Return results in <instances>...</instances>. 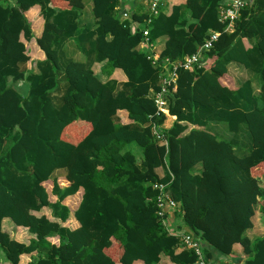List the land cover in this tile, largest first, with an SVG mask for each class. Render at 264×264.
Returning a JSON list of instances; mask_svg holds the SVG:
<instances>
[{"label": "trees", "instance_id": "trees-1", "mask_svg": "<svg viewBox=\"0 0 264 264\" xmlns=\"http://www.w3.org/2000/svg\"><path fill=\"white\" fill-rule=\"evenodd\" d=\"M148 2H132L122 19V0H91L87 20L84 0H0L1 264H195L178 232L198 238L211 262L238 243L241 264H264V234L246 235L255 206L264 218V0H246L230 32L223 0H185L169 13L161 5L156 15ZM34 10L39 24L27 16ZM147 28L152 45L166 38L156 60L140 47ZM211 32L201 67L177 69L165 128L153 96L168 62L196 53ZM33 44L43 58L29 67ZM230 62L254 79H225ZM156 182L180 206L170 228ZM22 229L27 242L12 235Z\"/></svg>", "mask_w": 264, "mask_h": 264}, {"label": "built area", "instance_id": "built-area-1", "mask_svg": "<svg viewBox=\"0 0 264 264\" xmlns=\"http://www.w3.org/2000/svg\"><path fill=\"white\" fill-rule=\"evenodd\" d=\"M148 3L151 15H156L159 12L160 6L162 5L161 0H149ZM245 5L246 0H231L230 2L222 4L219 7L220 20L222 22H227L225 31L230 32L233 30L234 20L239 16L240 9ZM122 17H128L127 13L124 12L122 14ZM149 21L150 20H148V22ZM218 35L219 34L217 32H211L208 38H206L203 44L198 48V51L196 53L192 54L191 56L185 57L181 61L168 62L170 68L168 69L165 76L161 79L162 84L160 90L153 96V101L156 106L155 116H169L168 101L166 96H168L170 88H173L176 84L177 69L183 68L191 71L193 70L194 66L201 67L199 61L201 59L202 51L211 48L213 42L217 40ZM143 36L144 39L142 40L140 47L143 49L146 48L147 52H149L151 55V53H153V45L148 40V28L143 30ZM157 58L158 55H155V53H153V59L156 60ZM153 133L159 144H167L164 135L161 133L159 127L155 124H153ZM153 186L158 190V194L156 196L158 216L162 219V224L166 228H170L174 219V215L180 210L179 203L171 197L167 189V184L156 182ZM177 236L179 237L181 245L184 248H190L194 251L195 255L197 256L195 264H214L206 258L203 251V246L198 238L184 232H178Z\"/></svg>", "mask_w": 264, "mask_h": 264}, {"label": "crops", "instance_id": "crops-1", "mask_svg": "<svg viewBox=\"0 0 264 264\" xmlns=\"http://www.w3.org/2000/svg\"><path fill=\"white\" fill-rule=\"evenodd\" d=\"M122 1L124 2V5L122 7V12L123 11L129 12V9L131 8L132 2H135V3L140 2V0H122ZM230 1L231 0H223V4L228 3ZM143 2L147 3V0H144ZM161 2L163 3L162 6H164L167 13H169L171 10V6L173 4H182L185 2V0H161ZM90 9H91V5H90ZM36 11L37 10H34V12H29L27 14V16H28L30 21H33V22H36L37 24H39V17H38V14ZM87 17L89 18L88 14H87ZM127 18L128 17H126V18L122 17V19H127ZM40 30H41V25H38V27L35 29V35L36 36H39ZM165 40H166L165 37H161L157 41H154V43H153L154 47L153 48H154V51L156 52L157 55H159L161 49L163 48ZM155 52H153V53H155ZM30 55H31V62H33L34 60L43 58L42 52L40 51V49L38 47H36L35 44H33L31 47ZM100 69H101V65L96 64L94 66V71L96 72V74H99L101 79H105V77L100 73ZM227 72H228V75H226L225 79H229V80L234 81V83L237 86H239L241 83H243L244 81H246L248 79H251V80L254 79L253 73L247 71L246 69H244L242 66H240L239 64H237L235 62H230L227 65ZM112 77L117 78L118 80H121V81L124 80V76H122L120 74V72H118V71H114L112 74ZM174 119H175L174 116H171V115L167 116L165 119L164 127L165 128L170 127L171 124L169 125L168 123H169V121L173 122ZM219 129H221L223 131V135L221 137H224V138L229 137L228 131H226V129H224L222 127V125H217L215 128V131L218 134H220ZM194 169L196 171H199L200 165L199 164L195 165ZM160 171H161L160 168H158L157 172H159V174H160ZM261 182L264 185V178L263 177L261 179ZM78 203H79V198L75 197V196L69 197L65 201V204H67L71 210L76 209ZM262 220H263V223L258 224V222H257V225L252 220L253 226L246 231V235L251 240L255 239L256 237H260L264 234V218L263 217H262ZM6 223L7 222L4 221V224H6ZM68 224H70L71 226H74V227L77 225L72 220V218H69ZM6 226H8V225L6 224ZM214 257H215L213 260L214 264H241V261L244 258V254H243L242 247L240 246V244L235 243L233 245V254L232 255L222 256V255H218V254L214 253ZM158 264H172V263H170L166 258H162Z\"/></svg>", "mask_w": 264, "mask_h": 264}, {"label": "rangeland", "instance_id": "rangeland-1", "mask_svg": "<svg viewBox=\"0 0 264 264\" xmlns=\"http://www.w3.org/2000/svg\"><path fill=\"white\" fill-rule=\"evenodd\" d=\"M140 2H143L142 0H140ZM144 3V2H143ZM90 5H91V0H84V9H83V14H84V18L86 19L87 18V20H88V17H87V14H88V16H89V18L90 19H92V15H91V11H90ZM73 45H69L66 49H68V50H70L71 51V49H73ZM152 52H155L154 51V48L152 49ZM155 55H157L156 54V52H155ZM75 59H78V60H84V58H82L81 57V55L78 53V54H76L75 55V57H74ZM33 63L31 62V63H29V67H33ZM61 83H62V85H63V81L62 82H60V84H59V88H57L56 89V94L57 93H60V92H58V91H60L61 90V88H62V85H61ZM21 91H22V88H21ZM23 91H25L26 92V88L23 90ZM173 122L172 121H169V125L170 124H172ZM220 125H222V127L224 128V129H227L226 128V125L225 124H223V123H220ZM219 132H220V134L219 135H223V131L221 130V129H219ZM227 139V138H226ZM128 148L129 149H131L132 151H134L135 153H136V155H137V157H140L141 156V148L140 147H138V146H136L135 144H130L129 146H128ZM238 153H242V152H239L238 151ZM59 174V173H58ZM260 219V220H259ZM253 221H254V223H256V225H257V222H258V224H262L263 223V220H262V216H261V214H259V211H258V206H255V215H254V217H253ZM12 235L14 236V238H16L17 240H19V241H25V242H27V239H28V236H29V234L28 233H25V230H16V231H13L12 232ZM30 257L29 256H22L21 257V260H20V264H24L28 259H29ZM0 264H1V262H0Z\"/></svg>", "mask_w": 264, "mask_h": 264}]
</instances>
